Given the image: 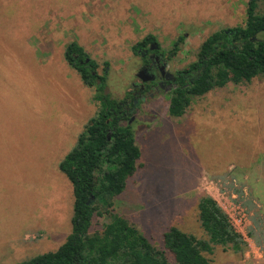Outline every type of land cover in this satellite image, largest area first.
<instances>
[{
	"label": "rangeland",
	"instance_id": "1",
	"mask_svg": "<svg viewBox=\"0 0 264 264\" xmlns=\"http://www.w3.org/2000/svg\"><path fill=\"white\" fill-rule=\"evenodd\" d=\"M248 3L0 0V264L55 251L72 232L73 185L60 163L101 103L68 64L67 44L82 45L107 73L112 97L124 100L143 63L135 43L154 35L178 74L210 34L245 24ZM169 106L163 93L136 104L131 123L142 155L113 208L163 249L170 226L207 238L198 202L210 194L248 242L243 252L217 246L211 264H264V77L195 97L181 117ZM106 216H94L92 232Z\"/></svg>",
	"mask_w": 264,
	"mask_h": 264
},
{
	"label": "trees",
	"instance_id": "2",
	"mask_svg": "<svg viewBox=\"0 0 264 264\" xmlns=\"http://www.w3.org/2000/svg\"><path fill=\"white\" fill-rule=\"evenodd\" d=\"M258 1L249 0L244 25L210 34L197 59L178 71L179 86L170 93L171 116L185 115L195 97L216 88L264 77V13L257 12ZM184 41L185 37L180 36L173 54ZM150 42L160 45L154 35L148 34L133 48L137 51ZM65 58L80 73L84 84L95 89L93 100L101 107L60 163L75 197L71 234L57 250L18 264H170L168 253L178 264H211L207 255L213 254L217 246L245 251L248 242L210 194L202 195L198 202L199 221L207 238L170 226L163 234V249L154 246L135 224L115 211L114 199L126 189L142 155L131 123L137 111L130 108L136 105L128 107L125 99L112 97L107 73L99 72V64L78 42L67 44ZM104 214L107 220L102 230L92 232L94 216ZM254 222L255 227H262L256 218ZM251 235L260 241L254 229Z\"/></svg>",
	"mask_w": 264,
	"mask_h": 264
},
{
	"label": "flooded vegetation",
	"instance_id": "3",
	"mask_svg": "<svg viewBox=\"0 0 264 264\" xmlns=\"http://www.w3.org/2000/svg\"><path fill=\"white\" fill-rule=\"evenodd\" d=\"M136 53L143 58V70L141 76L137 73L138 81L132 82L129 97L125 98L128 107L131 103L139 104L160 93L170 94L180 83L179 74L169 69L171 60L167 53L160 51V45L150 42L147 46L137 49ZM135 108L134 106L130 109L133 111Z\"/></svg>",
	"mask_w": 264,
	"mask_h": 264
},
{
	"label": "built area",
	"instance_id": "4",
	"mask_svg": "<svg viewBox=\"0 0 264 264\" xmlns=\"http://www.w3.org/2000/svg\"><path fill=\"white\" fill-rule=\"evenodd\" d=\"M227 212V211H226ZM228 213V212H227ZM230 216V215H229ZM231 218V217H230ZM245 218H246V215H245V213H243V211H241L240 212V216H239V218L237 219V221H239L240 223H242L244 220H245ZM231 220H232V222H233V224H234V226L236 227V224H235V222L233 221V219L231 218ZM236 229H237V227H236ZM238 230V229H237ZM239 231V230H238ZM243 236H244V238H245V235L241 232V231H239ZM246 240V239H245Z\"/></svg>",
	"mask_w": 264,
	"mask_h": 264
},
{
	"label": "water",
	"instance_id": "5",
	"mask_svg": "<svg viewBox=\"0 0 264 264\" xmlns=\"http://www.w3.org/2000/svg\"><path fill=\"white\" fill-rule=\"evenodd\" d=\"M88 60H89V58L87 59V61H88ZM142 70H143V69L139 70V72H138V76H141V75H142V73H141ZM132 120H133V119H132Z\"/></svg>",
	"mask_w": 264,
	"mask_h": 264
}]
</instances>
